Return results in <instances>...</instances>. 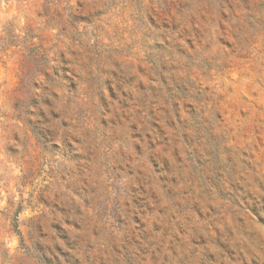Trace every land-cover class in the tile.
<instances>
[{"label": "clouds", "instance_id": "obj_1", "mask_svg": "<svg viewBox=\"0 0 264 264\" xmlns=\"http://www.w3.org/2000/svg\"><path fill=\"white\" fill-rule=\"evenodd\" d=\"M0 264H264V0H0Z\"/></svg>", "mask_w": 264, "mask_h": 264}]
</instances>
